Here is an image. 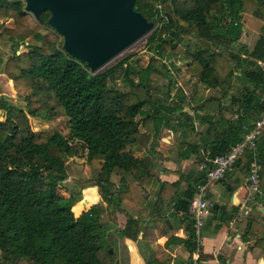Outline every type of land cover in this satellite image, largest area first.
<instances>
[{
  "label": "trees",
  "instance_id": "obj_1",
  "mask_svg": "<svg viewBox=\"0 0 264 264\" xmlns=\"http://www.w3.org/2000/svg\"><path fill=\"white\" fill-rule=\"evenodd\" d=\"M133 9L154 23L147 38L153 54L144 66L128 56L93 75L62 50L61 37L45 25L48 13H41L36 22L23 11L21 1L0 0V18L4 10L13 24L0 30V50L8 55L5 61L0 57L2 75L23 82L25 88L18 95L22 108L0 100V264H120L116 237L124 239L125 232L117 228L119 214L135 223V237L142 233L147 240L151 230L145 218L149 210L157 215L164 211L166 185L176 189L171 201L183 212L195 196L189 183L192 173L174 171L178 180L167 184L156 168L165 162L179 165L193 162V157L200 162L224 155L244 139L242 127H251L264 115V33L252 48L241 45L238 53L209 47L238 43L245 16L264 21V0H136ZM179 54L186 58L188 97L183 88L173 89L171 69L162 62ZM172 63L169 67L179 73ZM236 69L244 86L230 98L231 117L213 122L206 116L209 126L198 144L197 111L209 101V90L227 92ZM155 74L167 79L165 100L151 84ZM29 116L46 122L47 128L33 131ZM203 117L199 121L204 124ZM214 123L219 132L213 133ZM166 131L177 133L178 141L164 146ZM263 131L257 153L264 190ZM138 136L149 140L147 153ZM249 158L245 152L231 176L246 175ZM68 159L91 178L89 185L77 183L78 190L64 195ZM162 172L169 173L165 168ZM203 178L199 173L196 182ZM183 182L185 188L179 190ZM91 187L97 188L102 205L91 206L98 200ZM124 202L139 208L135 219L123 209ZM89 206L74 217L72 211L79 214ZM254 222L248 228L264 236V225L256 223L255 230ZM187 242L195 252L193 228ZM170 260L158 248L151 264Z\"/></svg>",
  "mask_w": 264,
  "mask_h": 264
},
{
  "label": "crops",
  "instance_id": "obj_2",
  "mask_svg": "<svg viewBox=\"0 0 264 264\" xmlns=\"http://www.w3.org/2000/svg\"><path fill=\"white\" fill-rule=\"evenodd\" d=\"M1 69L2 66H0ZM9 82L12 85L17 83ZM18 83L24 85L23 82ZM210 91H218V89ZM206 96L209 101L205 102L201 113L197 111L199 118L197 122H194L195 132L199 134L194 140L197 139L198 144H200V136L209 126L207 119L205 120L206 116L212 117L213 122L216 119L224 118L227 120L231 117L229 101L227 106L224 107L223 105L222 108L220 101L215 96L209 94H206ZM199 104L200 102L196 103L195 106L198 107ZM201 115H204L203 120L206 124L199 121ZM214 124L216 128L213 133L219 132L218 125ZM222 129H224L223 124ZM188 167V169H184L182 163L177 165L172 162H165L160 165L158 172H160L161 180L167 184L178 180V175L174 171L189 173V175L192 173L189 183L195 186L199 172L191 165H188ZM162 168L168 170L169 173H163ZM245 176L238 172L234 176H231V174L227 175L223 181L216 183L209 190L207 197L215 203V207L204 220V226L200 232L201 246L198 249V254H195L196 251L190 252V245L187 242L193 228V219L191 213H189V207L187 212H183L179 209V206L176 205L174 207L175 203L171 201L176 191L175 188H171L169 185L165 186V191L162 194V198L165 201L162 214L157 215L152 210L148 211L145 218V226L149 227L151 233H149L147 240L143 239L142 233L135 237V223L127 219L125 215L119 214L117 216L118 225L125 232L124 239L120 241L124 250L125 248L127 249L124 252L127 259L125 262H120V264H151L153 253L158 248H161L165 254L171 257L169 264H191L194 260L196 264H264V236L248 228V223L253 221L255 222L253 223V228L251 227L252 229H258L257 224L259 226L264 225L263 189L262 195H260L261 197L258 198L257 204L253 207L252 213L242 222L233 221L239 205L243 201V181ZM185 184L183 182L179 190H184ZM155 193L156 191L150 194V205L152 201H155ZM96 195L98 200L93 206L102 205L98 192H96ZM122 207L128 216L133 217V219L137 217L140 211L138 207L128 202H124ZM119 259L121 258L119 257Z\"/></svg>",
  "mask_w": 264,
  "mask_h": 264
},
{
  "label": "water",
  "instance_id": "obj_3",
  "mask_svg": "<svg viewBox=\"0 0 264 264\" xmlns=\"http://www.w3.org/2000/svg\"><path fill=\"white\" fill-rule=\"evenodd\" d=\"M18 1L36 22L48 13L45 25L61 37L62 50L93 75L155 29L134 11L136 0Z\"/></svg>",
  "mask_w": 264,
  "mask_h": 264
},
{
  "label": "rangeland",
  "instance_id": "obj_4",
  "mask_svg": "<svg viewBox=\"0 0 264 264\" xmlns=\"http://www.w3.org/2000/svg\"><path fill=\"white\" fill-rule=\"evenodd\" d=\"M3 14H4V11H3ZM243 18H244V21H243L244 33L241 36L238 43H236V44L233 43L230 46H227L225 48L223 46L220 48H216L214 45H212V44L210 45V43H209V47L212 50L218 49L219 51H226L229 53H238L241 45H245L248 48H252L255 41L259 38V36L262 33H264V21H258L256 19L250 17V16L249 17L245 16ZM12 26H13V24L9 19H6V17L0 18V30L3 28H11ZM152 32L148 33L147 35H145L144 37H142L141 39H139L138 41L133 43L131 46H129L119 56H117L114 60H112L109 64H107L103 69H101L100 72H102L103 70L113 66L114 64H116L117 62H119L120 60H122L128 56H131L132 60H140V63H142L144 66L148 62V56L149 55L151 56L154 52L153 49L150 51L147 49V38L152 34ZM7 56H8L7 54H5L2 50H0V57L2 60L5 61ZM166 57L171 59L168 61L166 60L167 64L169 65L170 62L172 61L173 62L172 64L174 65V67L179 70V73H177L174 69L169 68V69H171L169 75L174 79L173 80V86L175 83L177 84V86L173 87V89L177 88V87L183 88L184 95L188 97L190 94L191 84H190V82L188 83L186 81L187 78H186V75H184L185 63H186L185 56H183L182 54H179L176 56H166ZM233 64L234 63L232 62V65ZM1 74H2V69L0 70V75ZM219 75L221 76L220 77V79H221L223 76L222 73L220 72ZM8 82L9 81L6 80V78H4L3 75L0 76V100L1 99L6 100V102L11 104V106H13V107L22 108L23 103H22V100L18 98V95L24 93V92H22L23 89H25L24 85H20L18 82L13 84V85L12 84L9 85ZM151 84H152L153 88H156L157 95L160 98H163L165 100L166 99L165 92L167 91V88H168L167 87V79L165 77H162V75L160 76V75L155 74L151 78ZM243 86H244V81L242 79V75H241L240 71L238 69H236L234 71L233 81H232L231 85L227 88V92L224 93V95L222 94V92L219 89H218V91H210L209 90V92L207 94H209L211 96H215V98H217L220 101V105L223 108V105H224V107L227 106L228 101H230L231 96H237L241 93L240 91L243 88ZM120 87H121V85L118 84V88H120ZM172 94H174V90L172 91ZM3 114H4V111L0 109V120H3ZM29 120H30V125H31V128L33 131L45 130L47 128V123L44 121H41L37 118H33L30 116H29ZM163 136L164 137L161 139V142L164 144V146L171 145V144L176 143L178 141L177 133L166 131V132H164ZM138 139L141 141L142 148L145 150L144 152L147 153L146 149H147V146H149V140L145 139L141 136H138ZM140 154L142 155L143 152ZM182 165H183L184 169L190 168V167H188V165H191V166H193V168L198 170V162H196L194 157H193V162L182 163ZM67 166H68V176H67V179L64 181V183L61 185V188H62L61 194H64V195H67V192L69 193L70 191L78 190L76 188L77 183H79L80 185H84V186L89 185L88 181L91 178V175L89 174V172L87 170H85L83 167H80L79 165L72 163V160H69V159L67 160ZM159 170H160V168L157 167L156 171L158 172ZM113 181H115V179H113ZM91 188H95V187H91ZM95 189L97 190V188H95ZM83 191L84 190L81 191V201H82L83 195H84ZM93 205H91V206H93ZM91 206H89L88 208H86L84 210L85 211L88 210ZM72 208H71V211H72ZM82 211L79 214L76 212L74 213L73 211H72V213H73L74 217L77 218L81 215ZM116 224H117V228L121 229L118 225V221ZM116 240L118 241V244H117L118 256L122 259L123 262H125L127 257L124 255L125 250H124L122 243L120 241L121 239L116 237Z\"/></svg>",
  "mask_w": 264,
  "mask_h": 264
},
{
  "label": "built area",
  "instance_id": "obj_5",
  "mask_svg": "<svg viewBox=\"0 0 264 264\" xmlns=\"http://www.w3.org/2000/svg\"><path fill=\"white\" fill-rule=\"evenodd\" d=\"M162 62L167 65L168 69L170 68L166 61ZM259 65L262 66L261 63ZM242 130L245 132L244 139L235 143L226 154L210 158L203 157L198 162V172L203 174L204 178L195 184V196H193L189 204V213H191L193 219V229L198 246L195 254L199 253L198 249L201 246L200 232L204 226V220L215 207V203L207 197L209 190L216 183L224 180L227 175L232 174L236 162L245 152L250 154V158L247 173L243 181L244 197L233 221L242 222L248 217L252 213L253 207L257 204L258 198L262 195L257 140L264 130V115L254 121L251 127L243 126ZM88 210H83L82 213ZM191 264H196V261L194 260Z\"/></svg>",
  "mask_w": 264,
  "mask_h": 264
}]
</instances>
